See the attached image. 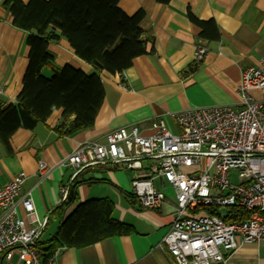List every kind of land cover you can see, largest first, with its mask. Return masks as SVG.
<instances>
[{
	"label": "crops",
	"instance_id": "crops-1",
	"mask_svg": "<svg viewBox=\"0 0 264 264\" xmlns=\"http://www.w3.org/2000/svg\"><path fill=\"white\" fill-rule=\"evenodd\" d=\"M3 1L0 0V104L6 108L17 103L29 48L28 33L10 24ZM119 7L127 15L144 11L141 40L146 43L147 54L134 59L121 75L99 74L104 99L93 127L58 137L54 128L60 123L62 111L54 109L34 129H18L9 140V148L0 142V187L24 173L20 194L31 193L36 216L41 220L49 216L46 227L53 220L51 213L63 203L61 188H68L74 181H81L77 187L79 203L109 199L114 204L113 218L132 227L128 235L85 248H61L57 264H173L164 249L158 247L174 217V191L169 185L154 180L165 199L157 208L144 210L130 192L132 171L98 165L82 170L72 180V170L64 167L63 161L80 143H103L108 133L121 127L147 128L161 118L174 130L175 123L169 116L172 113L238 106L236 90L241 72L264 59V0H170L168 4L121 0ZM189 12L201 22H213L218 38H200L201 30L189 21ZM199 45L207 52L195 72L185 74ZM47 50L53 60L50 68L43 69L45 77L52 75V68L65 65L86 74L97 73L75 56L65 39L50 43ZM120 84L127 89H121ZM41 164L48 172L46 176L39 174ZM53 221L57 229V220ZM225 264H264V241L240 245Z\"/></svg>",
	"mask_w": 264,
	"mask_h": 264
},
{
	"label": "built area",
	"instance_id": "built-area-1",
	"mask_svg": "<svg viewBox=\"0 0 264 264\" xmlns=\"http://www.w3.org/2000/svg\"><path fill=\"white\" fill-rule=\"evenodd\" d=\"M206 52L196 46L191 66ZM236 94V107L170 114L172 131L159 118L147 128L114 130L103 143H80L63 166L72 170V180L98 165L132 171L130 192L144 210L163 203L165 194L154 187L160 179L173 189L175 205L158 247L173 264H225L240 245L264 241V59L241 72ZM46 173L41 164L39 174ZM25 179L21 172L0 187V264H57L61 249L45 262L36 249L48 217L36 216L30 192L20 194ZM67 191L60 190L63 201ZM231 210L247 217L228 223L224 217Z\"/></svg>",
	"mask_w": 264,
	"mask_h": 264
},
{
	"label": "trees",
	"instance_id": "trees-1",
	"mask_svg": "<svg viewBox=\"0 0 264 264\" xmlns=\"http://www.w3.org/2000/svg\"><path fill=\"white\" fill-rule=\"evenodd\" d=\"M121 0H4L2 7L10 15V24L28 33L26 40L28 64L22 78V88L15 105L0 104V142L9 148V140L18 129L32 130L45 122L54 109L62 111L60 123L54 128L58 137L71 136L93 127L103 104L104 90L100 73L122 74L134 59L147 54L141 40L142 9L127 15L119 7ZM168 4L170 0H154ZM188 19L201 31L199 37L216 40L218 32L213 22H201L190 12ZM65 39L75 56L97 73L86 74L70 65L53 69L48 45ZM190 66L185 74L195 72ZM72 118V120H71ZM72 182L63 203L52 213L57 229L46 241H38L36 249L42 261L61 248H85L100 241L132 233V227L113 218L114 204L109 199H92L79 203L77 187ZM74 207L70 213L69 208ZM228 212V223L244 220L247 215L238 210ZM238 217V218H237Z\"/></svg>",
	"mask_w": 264,
	"mask_h": 264
},
{
	"label": "rangeland",
	"instance_id": "rangeland-1",
	"mask_svg": "<svg viewBox=\"0 0 264 264\" xmlns=\"http://www.w3.org/2000/svg\"><path fill=\"white\" fill-rule=\"evenodd\" d=\"M253 94L255 97H259L257 92H253ZM171 131H172V129H171ZM232 181H235V177L232 178ZM154 187L156 189L158 188L157 182L154 183ZM55 229H56V223L53 220H50L48 226L43 231L39 240L40 241H46V240L50 239L53 236Z\"/></svg>",
	"mask_w": 264,
	"mask_h": 264
},
{
	"label": "water",
	"instance_id": "water-1",
	"mask_svg": "<svg viewBox=\"0 0 264 264\" xmlns=\"http://www.w3.org/2000/svg\"><path fill=\"white\" fill-rule=\"evenodd\" d=\"M47 217H49V216H47Z\"/></svg>",
	"mask_w": 264,
	"mask_h": 264
}]
</instances>
